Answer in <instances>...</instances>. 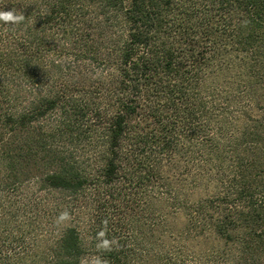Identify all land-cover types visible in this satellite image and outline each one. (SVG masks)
<instances>
[{"label":"trees","instance_id":"obj_1","mask_svg":"<svg viewBox=\"0 0 264 264\" xmlns=\"http://www.w3.org/2000/svg\"><path fill=\"white\" fill-rule=\"evenodd\" d=\"M14 7L0 191L64 193L46 264H264V0ZM150 197L177 211L156 228Z\"/></svg>","mask_w":264,"mask_h":264},{"label":"rangeland","instance_id":"obj_2","mask_svg":"<svg viewBox=\"0 0 264 264\" xmlns=\"http://www.w3.org/2000/svg\"><path fill=\"white\" fill-rule=\"evenodd\" d=\"M35 180L0 191V264H46L50 247L61 229L71 223L61 217L53 204L64 193L43 189ZM157 200L150 197L149 201L158 211L148 217V226L152 228L177 212L162 210ZM178 215L182 220V211ZM92 258L96 260L90 256L83 262L88 263Z\"/></svg>","mask_w":264,"mask_h":264},{"label":"clouds","instance_id":"obj_3","mask_svg":"<svg viewBox=\"0 0 264 264\" xmlns=\"http://www.w3.org/2000/svg\"><path fill=\"white\" fill-rule=\"evenodd\" d=\"M25 15L23 12L18 11L17 8H13L12 10H0V22H2L5 25H11L16 26L24 22ZM66 216L67 214H62Z\"/></svg>","mask_w":264,"mask_h":264}]
</instances>
